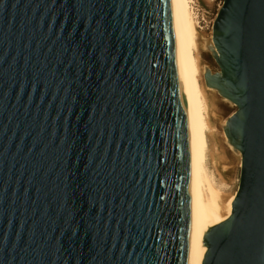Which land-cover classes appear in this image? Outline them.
I'll return each mask as SVG.
<instances>
[{
	"label": "water",
	"instance_id": "1",
	"mask_svg": "<svg viewBox=\"0 0 264 264\" xmlns=\"http://www.w3.org/2000/svg\"><path fill=\"white\" fill-rule=\"evenodd\" d=\"M210 35L225 210L195 170L177 0H0V264H264V0H222Z\"/></svg>",
	"mask_w": 264,
	"mask_h": 264
},
{
	"label": "bare ground",
	"instance_id": "2",
	"mask_svg": "<svg viewBox=\"0 0 264 264\" xmlns=\"http://www.w3.org/2000/svg\"><path fill=\"white\" fill-rule=\"evenodd\" d=\"M196 3V0H177L179 37L194 146V163L205 207L225 210L233 202L236 191L224 198L225 183L222 178L217 182L214 171L211 170L215 167L219 145L213 139L217 132L211 119L215 116V104L213 95L209 93L212 90L204 83L201 51L207 50L208 46L213 48V45L211 35L203 41L200 38L201 28ZM222 100L229 103L226 99L222 98ZM226 119L223 120L222 125L225 124ZM221 136L223 140L226 139L223 128Z\"/></svg>",
	"mask_w": 264,
	"mask_h": 264
},
{
	"label": "rangeland",
	"instance_id": "3",
	"mask_svg": "<svg viewBox=\"0 0 264 264\" xmlns=\"http://www.w3.org/2000/svg\"><path fill=\"white\" fill-rule=\"evenodd\" d=\"M196 1L199 21H201L202 18L205 19L206 22L208 20H214V17L221 6L222 0ZM201 26L203 27L204 25L202 24ZM199 35L202 41L205 38H210V29H201V31H199ZM201 66L204 67V69L208 68L212 72H216L218 70L208 50L201 51ZM209 93L213 95L215 104V116H212L211 119L212 123L217 128V132L214 134L213 139L219 145V154L216 155L215 167L211 168V170L214 171L217 182H219L221 178L223 179V182L225 183V187L223 188L225 198L233 194L237 189L240 159H237L234 152L222 142L223 138L221 136V125L223 120L235 111V107L223 101L216 92L211 91Z\"/></svg>",
	"mask_w": 264,
	"mask_h": 264
},
{
	"label": "built area",
	"instance_id": "4",
	"mask_svg": "<svg viewBox=\"0 0 264 264\" xmlns=\"http://www.w3.org/2000/svg\"><path fill=\"white\" fill-rule=\"evenodd\" d=\"M212 23H213V20H208L207 22L205 21V19H201V21H199V24H200V28L201 29H205V30H209L210 29V32H211V27H212ZM204 25L203 27L201 25Z\"/></svg>",
	"mask_w": 264,
	"mask_h": 264
}]
</instances>
